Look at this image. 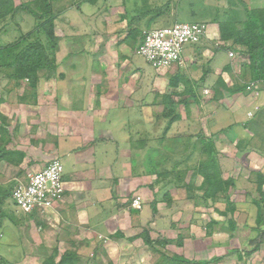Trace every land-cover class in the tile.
<instances>
[{"label":"crops","instance_id":"1","mask_svg":"<svg viewBox=\"0 0 264 264\" xmlns=\"http://www.w3.org/2000/svg\"><path fill=\"white\" fill-rule=\"evenodd\" d=\"M15 1L16 4L26 2ZM260 1L259 7H264V0ZM165 2L169 4V0H147L143 5L133 0L128 7L129 2L123 1L102 19V29L95 25L96 18L84 11L92 2L80 0V21L90 20L93 25L82 23L78 29L70 22L71 7L63 9L66 4L57 2L60 8L57 7L55 32L68 51L53 69L56 73L50 78L56 80L43 87L39 82L35 86L15 80L7 83L8 96L0 97V202L6 205L12 199L16 179L25 178L27 172L42 169L54 158H59L64 166L63 198L48 209L22 215L34 217L38 222L32 230L36 240H54L51 247L58 250L62 245L71 244L65 249L78 251L91 248L92 237L99 235L102 248L114 245L109 248L117 253L118 264L140 263L138 258L124 260L122 254L125 249L134 248V253L144 250L148 244L139 234L140 229H144L143 233L152 231L160 222L155 219L148 192L157 178L156 148L178 155L179 162L190 153L198 154L199 158L202 155L200 137L205 135L213 139L218 151L226 144V164L236 166L241 159L248 168L264 172V81L245 78L249 61L240 55L242 63H238L229 54L233 51L239 55L242 50L241 44L234 45L239 34L237 22L230 19L208 24L207 37L186 46L182 64L160 70L151 65L142 69L104 65L107 51L122 48L116 42L127 41L135 35L142 38L147 31L155 29L161 16L156 7ZM141 6H151V9L145 13ZM242 10L246 13L245 8ZM221 23L228 25L226 40L221 38ZM100 31L104 33L101 35ZM101 37L102 66L98 69L90 65V58L95 55L94 49L99 51ZM78 38L83 39V44L88 42L86 47L92 43L93 49H90L94 52L80 46L69 51L65 43L79 42ZM64 61L69 63L61 65ZM240 87V91L231 92ZM37 88L44 92L49 88V105L43 103L44 98L26 103L24 93L15 92ZM159 94L163 98L160 102L156 97ZM168 94L174 96V113L178 115L172 124H169L170 117L163 115L164 98ZM207 98H211L210 104H216V109L211 112L206 109L204 116L199 109L207 105ZM156 106L162 113L157 118L165 130L160 134H156ZM222 113L228 116L226 125H221ZM181 139L184 143L186 139L189 141L187 150H183ZM177 140L179 144L174 145L173 141ZM236 151L241 157L234 155ZM150 157L151 167L147 162ZM144 160L146 163H142ZM168 174L162 177L163 186L174 180ZM138 196L142 198L140 210L133 206Z\"/></svg>","mask_w":264,"mask_h":264},{"label":"rangeland","instance_id":"2","mask_svg":"<svg viewBox=\"0 0 264 264\" xmlns=\"http://www.w3.org/2000/svg\"><path fill=\"white\" fill-rule=\"evenodd\" d=\"M22 1L29 2L33 0ZM123 1L129 2L127 4L128 7L133 2V0H95L92 2L93 5L85 7L84 11L92 15V18L95 17V25L97 23L102 29V19L109 15V12H112V10L110 11L111 8L114 10V7ZM138 1L142 2V5L147 2V0ZM160 1L156 0V2ZM57 2L66 4L63 9L71 7L72 12H70L69 18L76 29H78L79 25H83L82 23L90 26L93 25L90 20L88 22L80 21L81 18L79 16L80 12H82L79 9L80 0H57L55 1L56 11L58 7ZM167 2L161 4L160 7H156L161 16L154 26L155 28L171 26L177 22H206L211 24L216 20L226 22L232 19L238 23V30H241L245 28V23L253 10L264 9V7H259L262 4L260 0H169V4L166 5ZM241 7L243 9L245 8L246 13ZM141 8L145 13H148L151 6H141ZM35 24L36 20L34 15L26 11L18 12L12 19L9 18L8 20L1 21L0 46L12 43L21 37V35L27 33L31 34V39H37L39 35L37 33L33 34ZM66 29L68 30L69 28L66 26ZM100 32L101 35L104 33L102 31ZM42 38L45 39V36H42ZM140 38V35H135L127 39V41L116 42L117 46L119 45L122 48L116 47V49H109L110 51H107L104 65L110 68L124 66H138L139 69H142V67L148 68L150 65L138 53V48L141 43L140 40L142 39ZM78 40L79 42L73 44L71 42L65 43L69 51L72 48L79 49L78 46L85 47L86 50L93 49L92 43H89V46L86 47L88 42H84L83 44V39L78 38ZM61 43L63 42L59 40L56 54L59 53L56 55V62L57 60L61 61L66 51H68L67 48H63ZM100 44L99 51L94 49L95 55L90 58L93 62L89 60L90 65L98 69L102 66V37ZM239 46L242 50L247 49L246 45ZM94 51L91 50L92 53ZM235 55L233 58L234 61L242 63V58L239 57L240 54L238 55V52H236ZM247 61L245 60L244 62ZM68 63L64 61V63L60 64L67 65ZM8 70L12 71L13 69L4 67L1 71L2 73H0V97H7V83L11 81L15 82L5 74V71ZM244 72L247 73L245 78H253V72L250 66H247ZM52 73L55 74L56 72L54 70H51L50 73L48 70L39 71V84L42 83V87L43 84H50L51 81L56 80L55 77L50 78ZM58 81L61 80L59 79ZM24 82L27 83L28 81L24 80ZM159 89L163 91L162 87ZM15 92L17 95L24 93V97L27 100L25 101L26 103L28 100H33L34 98H44L43 103L49 105V95L51 94L49 88H47V92H44L41 88L26 91L16 90ZM16 93H13L12 96L15 97ZM156 97L159 99L158 102L163 99L162 94ZM210 99L206 102V106L199 109V111L201 110L203 112L202 114L204 116L206 115V109L210 110L209 112L216 109L214 107L216 104H210ZM34 105H40V103ZM159 109L156 106V134L165 131L163 125H161L162 121H159L157 118L162 115ZM220 120L221 125L229 123L226 113L220 114ZM194 129L192 128V130ZM186 140L184 143L181 139V144L184 145L183 150L185 148L187 150L189 146V141ZM173 142L174 145L179 144L178 140ZM198 147L199 143L197 142V149ZM201 147H203L202 141ZM214 147L216 148L215 144ZM225 147L226 144L221 146L222 151H218L216 148L217 173L223 179L234 177V185L225 193L220 192L215 197L207 198H204V188H199L200 186L203 187L204 177L197 170L198 164L208 158L206 154H203L201 151L202 155L199 158L198 154L196 156V153L186 154L187 158H182L183 161L179 162L176 158L178 155L165 153V151L161 152V150L163 151L162 148H156L154 166L157 178L152 190L148 191L149 204L153 203L151 209L154 212L155 219L160 221L159 224L153 226L152 231H149V235L151 238L153 237L152 239L156 241V244L148 245L144 250L140 249L136 253H134V248L132 251L129 249L123 250L122 257L124 260L129 261L138 258L140 261L138 264H170L171 260L169 258L179 256L195 261H207L205 264H264V242L259 245L250 243L259 234L257 230L258 216L261 213V216L264 217V184L262 186L263 194L258 190L259 183L264 181V172L248 168L246 163L242 164L241 159H239L240 164L236 166L226 164V158L228 157H224L225 153L227 154ZM234 155L241 157V154L237 151ZM147 162L149 163V167H151L153 162L152 158L147 159ZM142 163H146V160ZM175 166L176 169L174 168ZM177 167L179 168L177 169ZM195 170L196 174L198 172L197 176L194 175ZM165 173H170L168 174L169 177L174 178L173 182L167 186L160 184ZM192 183L194 189L190 191L187 185H191ZM165 195L167 198H165ZM261 199L263 200L261 201L263 209L259 210L257 203ZM154 203L156 204V211L153 207ZM141 207L138 209L140 210ZM17 209L13 199H9L6 205L0 203V222H3V226L0 228V264H45L46 258L55 253V248L51 247V243L54 240H36L32 236V230L36 228L38 222L34 217L27 218L22 216L24 213L22 211L18 212ZM14 214L22 218H17ZM231 220L235 222L234 228H232ZM143 232L144 229L142 230L141 228L139 234L142 237L146 235ZM92 238H94L92 239L94 242L92 241L93 245L89 249L77 251V249L72 248L65 249L68 245L72 246L71 244L62 245L60 250L57 249L59 253L56 255V260L59 261L61 256L66 252H77L79 257L81 256L80 262H77L80 264H118L115 260L117 253L109 248L114 245L107 244V247L103 246L102 248V242L98 243V241H101L100 236L94 235ZM252 248H256V250L251 254H243L242 257L233 251L235 249ZM176 264L179 263L177 262Z\"/></svg>","mask_w":264,"mask_h":264},{"label":"trees","instance_id":"3","mask_svg":"<svg viewBox=\"0 0 264 264\" xmlns=\"http://www.w3.org/2000/svg\"><path fill=\"white\" fill-rule=\"evenodd\" d=\"M55 1L57 0H33L29 2H21L16 4L15 0H0V22L14 18L18 12L26 11L34 15L36 24L34 33H37V39H31L30 33L23 34L16 41L0 46V67H8L13 69L8 77L15 81H28L32 86H35L39 82V71L48 70L49 73L53 70L56 64V51L59 46L60 38L56 35L55 26L58 11L55 10ZM94 2L95 0H81ZM221 38L226 40L229 38V31L227 23H221ZM239 34L234 40V45H246V50H239V54L247 58L248 66L252 69L253 79L264 81V9L253 10L250 17L245 23V28L238 31ZM45 36V39L42 38ZM240 88H233L231 92H238ZM166 106L163 115L170 117L169 124H172L177 120L178 115L175 114L174 108L176 102L174 101L173 94L165 95ZM201 141L203 143L202 153L206 154L208 158L201 161L197 170L204 177L203 187L205 194L204 198L215 197L220 192H226L234 185V179H223L217 173V151L214 147L213 139L201 135ZM197 172V174H198ZM194 175L197 176L196 170ZM264 181L259 183L258 190L262 193V186ZM190 191H193V183L187 185ZM263 194V193H262ZM8 198V197H5ZM261 201L258 202L259 210H262ZM4 202V201H3ZM3 202H0L3 204ZM232 204V203H231ZM156 211V204L153 205ZM259 234L253 238L251 244H261L264 242V217L258 216ZM232 228L235 227V222L230 221ZM146 235L143 237L145 244L155 245L156 241L149 235V230H145ZM133 238V237H132ZM256 250L252 249H235L234 252L238 253L242 257L243 254H251ZM58 250L55 249V253L46 258L45 264H80L81 256L79 257L77 252L64 253L59 261L56 260ZM220 258V257H219ZM170 264H205L204 261H195L185 257L174 256L169 258Z\"/></svg>","mask_w":264,"mask_h":264},{"label":"built area","instance_id":"4","mask_svg":"<svg viewBox=\"0 0 264 264\" xmlns=\"http://www.w3.org/2000/svg\"><path fill=\"white\" fill-rule=\"evenodd\" d=\"M209 33L206 22H177L171 26L147 31L141 39L138 53L160 70L175 64H182L186 46L199 43ZM230 56L234 52L230 51ZM64 166L59 158L39 170L27 172L25 178L16 179L12 190V199L18 212L32 213L52 207L64 196ZM141 197H137L133 206L140 208Z\"/></svg>","mask_w":264,"mask_h":264}]
</instances>
